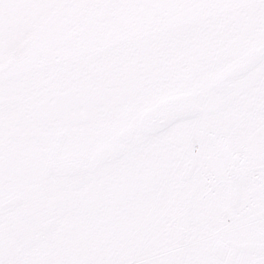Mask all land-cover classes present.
Segmentation results:
<instances>
[{"label":"snow or ice","instance_id":"1","mask_svg":"<svg viewBox=\"0 0 264 264\" xmlns=\"http://www.w3.org/2000/svg\"><path fill=\"white\" fill-rule=\"evenodd\" d=\"M0 264H264V0H0Z\"/></svg>","mask_w":264,"mask_h":264}]
</instances>
